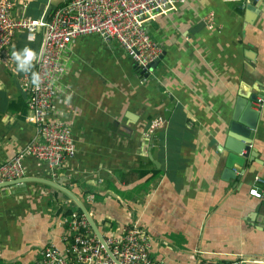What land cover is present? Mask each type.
I'll use <instances>...</instances> for the list:
<instances>
[{
	"label": "crops",
	"instance_id": "crops-1",
	"mask_svg": "<svg viewBox=\"0 0 264 264\" xmlns=\"http://www.w3.org/2000/svg\"><path fill=\"white\" fill-rule=\"evenodd\" d=\"M72 1L13 0V15L49 19ZM145 29L163 52L146 81L116 41L70 44L53 115L70 124L76 155L58 171L28 157L27 177L72 191L105 236L138 224L156 264H264V197L249 194L264 193V0H186ZM42 41L19 31L0 53V165L37 139L20 79L34 72ZM25 47L37 57L28 73L5 63ZM253 93L263 99L253 155L230 179L224 147L239 97ZM156 118L166 127L148 139ZM78 209L43 183L1 188L0 264H36L51 243L63 248L73 234L64 212Z\"/></svg>",
	"mask_w": 264,
	"mask_h": 264
},
{
	"label": "built area",
	"instance_id": "built-area-1",
	"mask_svg": "<svg viewBox=\"0 0 264 264\" xmlns=\"http://www.w3.org/2000/svg\"><path fill=\"white\" fill-rule=\"evenodd\" d=\"M252 1L259 3L261 0ZM184 2L186 0H74L58 7L49 19H33L14 17L13 0H0V53L13 44L19 31L43 36L41 51L34 64L38 83H33L32 75L20 79L21 88L29 94L31 116L28 121L35 125L37 139L0 165V184L27 177L24 160L28 157L45 163L51 171H58L76 155L70 124L53 115L54 102L59 93L58 84L64 71L62 61L76 38L95 34L107 42L116 41L131 56L141 80L146 81L153 75V64L163 52L148 35L145 24L168 15ZM209 21L212 22V17ZM5 63L10 68L13 66L10 58H5ZM255 103L256 110H261L263 99L259 98ZM165 127L164 119H154L146 131V137L152 138ZM234 171L237 172L236 169ZM257 181L263 182L259 178ZM249 194L257 199L264 197V193L256 187L251 188ZM94 198L88 195L86 201L92 202ZM65 213L62 222L69 226L73 234L62 238L63 248L56 243L46 246L36 264H117L95 236L83 214ZM104 239L121 264H156L151 257L152 241L138 224L130 226L121 236L104 235ZM198 264L215 263L202 261ZM218 264H248V261Z\"/></svg>",
	"mask_w": 264,
	"mask_h": 264
},
{
	"label": "water",
	"instance_id": "water-1",
	"mask_svg": "<svg viewBox=\"0 0 264 264\" xmlns=\"http://www.w3.org/2000/svg\"><path fill=\"white\" fill-rule=\"evenodd\" d=\"M161 58L162 56L153 64L154 68L157 66ZM257 101L258 98L254 93L248 97L240 96L237 101L234 110L233 120L230 126V132L228 134V139L224 147L226 150L229 151L228 160L226 164V169H227L226 176H229L230 179L231 178L236 179L237 176H236V172L234 171L235 167L236 166L244 167L246 159L249 158L250 154H252L251 153L252 144H253L252 140L254 137V131L257 128V123L261 111V110H255L253 108V103ZM244 151H246L247 153H244ZM28 182H39L49 185L71 197L76 202L82 214L87 219L93 233L98 238L100 243L103 245L106 252L117 264H121L120 261L113 255L112 251L110 250L109 246L107 245L104 239L103 233L96 225L95 221L88 212L84 203L80 201L72 191L52 181L35 178V177H25L18 180L4 182L0 184V189L5 187L22 186V185H26Z\"/></svg>",
	"mask_w": 264,
	"mask_h": 264
},
{
	"label": "clouds",
	"instance_id": "clouds-1",
	"mask_svg": "<svg viewBox=\"0 0 264 264\" xmlns=\"http://www.w3.org/2000/svg\"><path fill=\"white\" fill-rule=\"evenodd\" d=\"M31 39V37L29 38ZM12 60L17 64V71L28 73L33 67V61L37 58L36 53L28 47H25L22 52H12ZM33 83H38L39 77L36 73H32Z\"/></svg>",
	"mask_w": 264,
	"mask_h": 264
},
{
	"label": "trees",
	"instance_id": "trees-1",
	"mask_svg": "<svg viewBox=\"0 0 264 264\" xmlns=\"http://www.w3.org/2000/svg\"><path fill=\"white\" fill-rule=\"evenodd\" d=\"M72 213H74L72 210H68V211H66L65 214H72ZM78 214H79V215H82V212H81L80 209H78Z\"/></svg>",
	"mask_w": 264,
	"mask_h": 264
}]
</instances>
